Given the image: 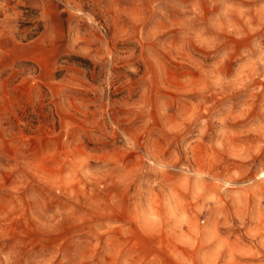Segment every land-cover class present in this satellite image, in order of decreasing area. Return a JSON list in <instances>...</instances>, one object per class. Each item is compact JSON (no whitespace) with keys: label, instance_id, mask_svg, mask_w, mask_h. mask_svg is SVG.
Returning a JSON list of instances; mask_svg holds the SVG:
<instances>
[{"label":"clouds","instance_id":"9594fccd","mask_svg":"<svg viewBox=\"0 0 264 264\" xmlns=\"http://www.w3.org/2000/svg\"><path fill=\"white\" fill-rule=\"evenodd\" d=\"M21 2L0 0V106L32 91L20 125L0 111V264H264V0ZM37 110L77 123L38 151Z\"/></svg>","mask_w":264,"mask_h":264},{"label":"rangeland","instance_id":"374dc122","mask_svg":"<svg viewBox=\"0 0 264 264\" xmlns=\"http://www.w3.org/2000/svg\"><path fill=\"white\" fill-rule=\"evenodd\" d=\"M15 3V0H13ZM32 0H22L19 5H16L18 11H26L25 6H30ZM52 38L51 35L49 37ZM119 47V44L116 45ZM57 55V48H41L36 47L32 51L22 54L21 58L33 60L39 63L44 68H50L54 58ZM79 62V61H76ZM69 71L74 73H79L82 71L81 67L78 63H73L69 67ZM183 72L182 69L179 68L175 62H173L172 67L169 69V76L178 77ZM14 90L16 91V96L11 105H3L0 106V111L7 109L8 111H12L17 105H19V111L14 113V119L17 125H20L24 122V120L29 116V104L31 102V85H25L24 81H18L14 85ZM77 122L75 118L72 116H66L60 114L56 117L55 123H52L51 118L48 117L46 112H40L37 110V116L33 118V128L34 131L30 132L24 130L22 128H18L19 138L21 140L27 139L35 149L38 151L42 148H46L49 143L59 142L68 129L72 128L74 124ZM11 146H9V151L11 152ZM9 181L6 179L5 183ZM114 219L118 222H123V217L120 215L114 216ZM167 241H161V247L166 245ZM175 264H183V257L178 256Z\"/></svg>","mask_w":264,"mask_h":264}]
</instances>
